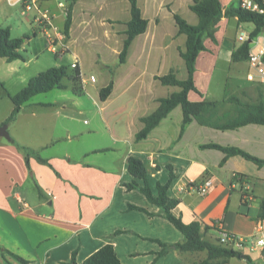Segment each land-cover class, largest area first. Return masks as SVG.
Returning a JSON list of instances; mask_svg holds the SVG:
<instances>
[{
    "label": "crops",
    "instance_id": "obj_1",
    "mask_svg": "<svg viewBox=\"0 0 264 264\" xmlns=\"http://www.w3.org/2000/svg\"><path fill=\"white\" fill-rule=\"evenodd\" d=\"M191 2L192 0H137L142 16L147 19V27L143 33L133 38L125 62L122 63L129 83L117 85L116 78L111 92L104 100L99 99L98 91L95 94L101 102L98 104L97 101L95 105L102 122H105V118L101 110L111 101L115 92L120 96L114 102V110L117 108V111H126V120L120 125L114 121L111 127L114 146L111 152L120 150L118 158L111 157V161L98 158L87 160L90 154L107 149L97 146L91 139L77 148L57 146L47 151L49 146L62 139L58 136L57 126L48 115L50 113L33 107L24 114V107L21 106L13 120L17 123H14V132L9 133L10 139L0 136L1 247L22 257L27 264H66L70 261L73 250H76V264H83L88 255L105 243L113 245L123 264H188L203 259L205 255L199 260H188L184 253H178L173 246L166 249L164 254L157 255L162 249L158 241L172 245L182 241V234L143 193L135 188H125L123 183L132 179L127 170L128 155H134L147 164L148 180L153 193L156 192V183H164L171 170L174 177L167 194L177 199L171 212L183 222L189 223L197 217L216 230L221 229L245 238L264 233V227L259 230L260 219L257 218L258 200L264 199V164L258 165L237 154L225 156L217 148L201 147L207 143L236 146L264 159V125L249 123L233 129H217L191 120L179 136L182 110L177 105L145 138L135 139V133L143 126L140 117L155 110L159 98L178 91L179 87L132 84L140 80V75H146L145 80L149 84H155L159 81L154 79V75H163L169 71L176 73L177 67L184 68L187 74L184 61L172 62L173 54L169 48L174 39L180 38L173 46L176 56L181 58L177 48H185L186 37L177 33L173 14L196 24L198 17L189 8ZM230 2L231 0L226 3ZM76 4H79L77 11ZM226 6L222 5L223 8ZM111 8L120 9L126 14L129 2L77 0L71 8L69 36L61 44L69 49L76 26L85 34L102 37L103 46L111 49V36L117 37L121 31L114 30L111 34V20L114 21L113 24L125 26L124 23L130 17L112 18ZM55 18L63 21L61 13L56 14ZM232 18L236 20V17ZM182 36L184 39H181ZM122 39L117 38L121 41V46ZM121 46L116 50L117 55ZM221 51L220 49L218 53ZM219 54L209 56L219 57ZM72 56L77 60L79 54L73 51ZM229 56L230 51L227 57ZM97 58H100V53H97ZM80 65L78 59L77 68L81 74ZM195 86L206 97L207 86ZM163 88L166 92H163ZM122 92H131L133 96L128 98V94L123 96ZM189 97L197 99L200 96L196 92H190ZM127 98L128 102L123 101ZM74 103L79 105L77 101ZM54 104L43 102L36 106L47 108ZM12 107L13 105L10 112ZM65 108V101H61L55 113L65 117V112L60 113ZM81 112L82 109L79 108L77 113ZM98 125L96 120L94 126L88 129L89 133L96 132ZM107 127L110 128L109 124ZM63 129L69 135L66 138L68 142L75 138L76 134L69 127L65 126ZM125 131L127 136H122ZM16 142L30 151L28 167L23 152L15 145ZM37 157L45 159V162ZM223 158L224 162L221 164ZM234 173L241 174L240 183L233 181ZM205 177L212 178L213 186L204 195L179 190L180 186L198 183ZM242 192L245 193L244 201L241 198ZM129 204L143 207L146 212L129 208ZM116 230L119 232L113 234ZM240 250L251 257L250 262L237 259L238 262L230 261L225 264H262L260 251L258 253L254 250L257 253H252L248 248ZM0 264L23 263L15 255L0 251Z\"/></svg>",
    "mask_w": 264,
    "mask_h": 264
},
{
    "label": "rangeland",
    "instance_id": "obj_2",
    "mask_svg": "<svg viewBox=\"0 0 264 264\" xmlns=\"http://www.w3.org/2000/svg\"><path fill=\"white\" fill-rule=\"evenodd\" d=\"M220 1L222 5H238L237 0H231L228 4L226 2L230 0ZM78 5L79 4H76L75 11H77ZM38 7L42 11L47 10L54 25L58 30L62 31L63 21L59 19L56 20L57 18H55V15L64 13L62 16L64 19L67 7L66 3L63 0H40ZM128 12V9L126 14H124L120 9L115 10L111 8V17H117L119 19L128 18ZM35 15V9L21 13V7L19 5L11 6L7 4L5 0H0V26L8 27L11 37L23 38V44L20 50L23 55V60L15 59L7 62L3 58H0V83H2V85H0V122L10 114L9 112L13 103L9 96L23 88L30 77L50 67H58L61 65L66 66L68 73H72L74 68H72L70 64L74 61L72 56L74 51L79 54L77 61L79 59L81 63L80 79L81 77L85 78L82 80V92L80 94L73 93L71 85L67 78L64 77L62 83L66 84L65 87L53 88L49 91L35 94L23 104V112L26 114L29 108L35 107L39 111L50 113L48 115L51 116L52 122L57 126L56 129L59 132L58 136H61L62 139H60L59 143L49 146L47 151H51L57 146L77 148L78 145L87 143L91 139L97 146L106 147L107 149L96 154H90L89 157L86 158L87 160L98 158L111 161V157L118 158L120 150L118 151L117 149L115 152H111L114 147L111 139V127H113L114 121H117V125H120L126 120V111H117V108L114 110V105L116 106L114 102L120 96L115 92L114 95L111 96V101L106 103L101 110L105 122L110 126L108 129L107 124L100 120L101 114H99L95 105V102L98 101L95 94L98 89L105 85L110 79L115 80L118 78L117 85H128L129 83V80L125 77V71H123L125 69L124 65L118 62V55L116 53L117 48L121 46V41L119 42L117 38H123L121 31L125 26L113 24L114 21L111 20V34L114 30L121 29L117 37L111 36V49L103 46L102 41L104 40L102 37L94 36L93 34H85L84 31L78 30L75 26L69 49H66L61 42H57V44H55L57 52L55 53L49 49V43L46 34L42 31V27L34 21ZM238 27L245 32H249L253 29L254 25L251 22L238 23L237 20L231 16H227L212 30L211 36L205 34L203 37L205 49L201 51L199 60L196 62L194 81L195 85L198 87L207 86L208 91L204 98L221 101L225 99L224 91L228 94H235L244 101H255L260 98L256 83L249 82L246 79V61L240 60L235 62L230 60V56L229 58L227 57L229 51L231 53L240 44L236 39ZM261 34L262 33H260L259 37L262 36ZM181 39H184V36H182ZM65 40L66 37H63L62 41L64 42ZM179 40L180 38L174 39L169 48V51H172L171 54H173V58H171L172 62H176V60L183 61L176 56V50L173 46L175 43L179 42ZM220 49L222 51L219 52V54L218 51ZM97 53H100V58H97ZM209 54H219V57L211 58ZM104 65H106V67ZM175 74L180 79H184L187 76L184 68L181 67H177ZM90 75L94 77L93 81L88 80ZM145 79L146 75H140V80H136L132 85H162L159 82L149 84ZM258 87L261 89L264 99V85H258ZM162 90L166 92L165 88ZM127 94L129 96L128 98L133 96L131 92H122L123 96ZM128 98L126 100L123 99V101L128 102ZM61 101H65L66 103V108L60 111V113L65 112L67 114L65 117L55 113ZM74 101H77L79 105L75 104ZM43 102L55 104L47 108L36 106L37 103ZM100 103L101 102L98 101V104ZM79 108L82 109L80 114L77 113ZM219 110H229V104L224 101V103L220 105ZM13 120L6 123L8 133L14 132V127L16 125L14 123L17 122ZM96 120H98L99 124L96 132L89 133L88 129H90L92 125L94 126ZM1 124L2 123H0V125ZM65 126L69 127L73 134H76L75 138L73 137L70 142L66 140L69 135H67L63 129ZM127 134V131L122 132V136H127ZM115 144L119 145L116 142ZM124 146H126V144ZM256 236H260V233H256ZM205 237L215 241L219 238V233L213 226H208L205 231ZM256 251L258 252V250ZM256 251L251 252L257 253ZM183 255L188 260H199L204 257L205 251L184 252ZM260 259L262 264H264L261 254ZM231 261L238 262L239 260L231 259Z\"/></svg>",
    "mask_w": 264,
    "mask_h": 264
},
{
    "label": "trees",
    "instance_id": "obj_3",
    "mask_svg": "<svg viewBox=\"0 0 264 264\" xmlns=\"http://www.w3.org/2000/svg\"><path fill=\"white\" fill-rule=\"evenodd\" d=\"M66 3V14L63 19L62 33L64 37L69 36V27L71 24V8L77 0H63ZM129 2V19L124 23L125 28L122 31L123 39L122 46L118 52V62L124 63L128 51V47L135 36L143 33L147 27V19L141 14V10L137 4V0H128ZM189 8L197 15L198 22L191 24L178 14H173L177 33L184 34L185 48H177L180 57L183 59L187 76L184 79L176 77L173 71H169L163 75H154L162 85H171L179 87L178 91L170 93L166 97L158 99V106L155 110L140 117L143 123L142 128L135 133V139L140 140L145 138L152 128L165 117L175 106L180 105L182 110V120L180 125L179 136L182 134L185 125L191 120H195L201 125L217 128V129H233L241 125L255 123L264 125V99L262 91L256 84L260 98L255 101H244L235 94H228L224 91L225 99L218 101L204 98L202 93L196 88L194 81L195 61L199 53L205 49L203 37L205 34L211 36L212 30L218 26L222 18L231 16L236 17L237 22H252L254 29L250 36L256 35L264 28V14H258L240 9L238 6L229 5L226 8L222 7L220 0H192ZM23 44L22 37H11L8 27L0 26V58L10 62L15 59H22L21 47ZM248 42L240 43L236 49L230 53L231 61L246 60ZM66 77L73 93L80 94L82 92V79H80V71L76 67L72 73H68L66 66L50 67L39 72L35 76L28 79L26 85L18 92L10 95L13 103L12 110L9 116L3 123H7L15 118L21 106L32 96L40 92H46L53 88H63L66 84L62 83V79ZM2 85V83H0ZM113 87V79H110L104 86L98 90L99 99L104 100ZM196 92L200 97L190 99L189 93ZM228 94V95H227ZM229 104V110L220 111V105ZM2 123V124H3ZM11 141L14 142L13 138ZM17 148L24 154L25 164L28 167V156L30 151L19 143H15ZM201 147L217 148L224 152L225 156L240 155L245 159L251 160L258 165L264 164V159L255 157L243 149L236 146H222L215 143H207ZM40 161L45 162V159L37 157ZM127 170L131 174L132 179L129 182L123 183L126 189L135 188L145 195L147 200L160 208L162 215L173 224L182 234V241L175 242L172 245L158 241L162 249L157 255L164 254L169 247L173 246L178 253L193 251H205V257L199 261L189 262L188 264H225L230 263L231 259H244L250 262L251 257L243 253L240 249L226 246L219 241L207 239L205 231L208 225L203 223L199 218H194L191 222L185 223L179 216H175L171 209L177 204V199L169 197L167 194L168 186L174 175L169 170L168 179L164 183H156V192L153 193L148 180L147 164L140 158L134 155L127 156ZM224 158L221 160V164ZM170 169V165H168ZM242 176L240 173H234L233 181L241 182ZM245 193H241V198L244 199ZM129 208L137 209L146 212V209L136 205H128ZM258 219H264V199L258 200ZM219 232L220 229H217ZM119 232L116 230L113 234ZM1 252H7L15 255L23 264L27 261L22 257L8 251L0 246ZM263 251V250H262ZM76 250L72 251L71 259L66 264H76ZM83 264H123L117 257L113 245L105 243L90 255H88Z\"/></svg>",
    "mask_w": 264,
    "mask_h": 264
},
{
    "label": "built area",
    "instance_id": "obj_4",
    "mask_svg": "<svg viewBox=\"0 0 264 264\" xmlns=\"http://www.w3.org/2000/svg\"><path fill=\"white\" fill-rule=\"evenodd\" d=\"M7 4L14 6L19 5L21 7V13H25L31 9L36 10V15L34 16V21L42 27V31L46 34L49 49L53 52H57L55 49V44L61 42L64 34L62 31L58 30L54 25L53 20L50 18L47 10L42 11L38 7L40 0H5ZM238 7L240 9L264 14V0H237ZM64 13L61 14L63 16ZM240 23V22H238ZM242 23V22H241ZM252 23V22H251ZM253 24V23H252ZM254 25V24H253ZM254 29V27H253ZM253 29L249 32H245L240 27L236 33V39L239 43L250 40L248 42V50L246 57V79L249 82H254L256 84L264 85V28L259 31L256 35L250 36ZM50 31V32H49ZM262 33L261 37H259ZM72 68L77 67V60L75 59L71 64ZM88 80L93 81L94 77L89 76ZM213 186V180L210 177H205L202 181L198 183H189L188 185H182L179 190L192 191L200 195H204ZM264 227V219L259 220V230ZM219 233V241L229 247L236 249L248 248L250 251L258 250L262 254L264 249V235L260 233V236L252 235L249 238L242 237L240 235L233 234L228 231L221 230Z\"/></svg>",
    "mask_w": 264,
    "mask_h": 264
},
{
    "label": "water",
    "instance_id": "obj_5",
    "mask_svg": "<svg viewBox=\"0 0 264 264\" xmlns=\"http://www.w3.org/2000/svg\"><path fill=\"white\" fill-rule=\"evenodd\" d=\"M249 41L250 40H248V42ZM0 136L4 137L6 139H10V135H9V133L7 131V125L5 123L0 125ZM261 257H262V260L264 262V249L262 251Z\"/></svg>",
    "mask_w": 264,
    "mask_h": 264
}]
</instances>
